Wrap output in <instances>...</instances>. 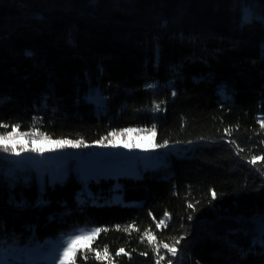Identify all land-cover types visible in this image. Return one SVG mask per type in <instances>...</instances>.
<instances>
[{"label": "trees", "instance_id": "1", "mask_svg": "<svg viewBox=\"0 0 264 264\" xmlns=\"http://www.w3.org/2000/svg\"><path fill=\"white\" fill-rule=\"evenodd\" d=\"M262 124L264 0H0V134L190 145L118 186L0 172V245L97 225L75 264H264Z\"/></svg>", "mask_w": 264, "mask_h": 264}, {"label": "rangeland", "instance_id": "2", "mask_svg": "<svg viewBox=\"0 0 264 264\" xmlns=\"http://www.w3.org/2000/svg\"><path fill=\"white\" fill-rule=\"evenodd\" d=\"M132 130V131H127ZM11 132V131H10ZM20 132V131H19ZM8 133V132H7ZM33 133V132H20ZM106 142L91 144L72 141L76 147H60L53 140L43 135H28L19 139L15 152H4L0 149V172L17 174L25 169L33 170L40 183L54 182L66 176L69 169L76 171L81 179L100 176H113L118 186L120 175L139 176L146 168H154L168 163L170 151L184 153L190 145L179 143L158 144L154 130H140L128 127L115 131ZM6 134V133H3ZM24 148L45 149L43 152L21 151ZM101 145V148L98 147ZM127 145V146H125ZM19 152V155L15 153ZM124 163L117 162L125 158ZM113 158V160H112ZM100 228L97 225L73 226L54 236L45 237L36 244L9 242L0 245V264H60L59 256L67 246L72 235H80L83 231ZM85 243L80 242V245Z\"/></svg>", "mask_w": 264, "mask_h": 264}, {"label": "snow or ice", "instance_id": "3", "mask_svg": "<svg viewBox=\"0 0 264 264\" xmlns=\"http://www.w3.org/2000/svg\"><path fill=\"white\" fill-rule=\"evenodd\" d=\"M3 127H8V125H2ZM262 127H264V124H262ZM19 126H15L13 127L11 132H8L6 134H0V149H2L4 152H8L10 150V146H11V150L15 152V145L17 143H19V139L28 135H37L36 132H33L31 134L29 133H20L18 131ZM127 131H132V130H127ZM112 135H116V133H112ZM48 138L45 137V140H47ZM53 143L57 144L60 147H63L65 145L67 146H72V147H76L77 144H73L72 141H68V140H57L54 141ZM234 143V142H233ZM127 146V145H125ZM45 149H37V148H31V149H27L24 148L23 145H21V151H39V152H43ZM16 155H19V152L15 153ZM264 159V157H256L253 156L252 159L249 161V163L255 164L257 162V160H261ZM213 196H215V193H213ZM188 207H193L191 204L188 205ZM167 216V214H166ZM189 219H191V217H189ZM167 226L166 225V220H160L156 227H160V226ZM131 227V226H130ZM125 231H127L128 229H124ZM102 231L101 228H94L88 231H83L80 235H72L71 238L68 240L67 242V246L63 248V253L62 255L59 256V260H60V264H75V257L77 255V253L81 250H87L90 251V245L93 241V239ZM103 231H107V229H103ZM145 235H150L149 233H145ZM143 239V237H142ZM84 241L85 243H83L81 245V247H77V245H80V242ZM151 242V240H150ZM176 244H179V240H176L174 242L173 245H168V244H162L163 248L167 249V251L172 255V256H176L177 255V249L175 247ZM123 249H120L117 252V255H120L121 252H123ZM144 254V253H142ZM107 255V248H105V256ZM85 259H87L88 257L85 256ZM96 258L99 259L100 258V254L97 253L96 254ZM163 257H159L157 260V264H160V260H162ZM168 264H172V261L169 260Z\"/></svg>", "mask_w": 264, "mask_h": 264}, {"label": "built area", "instance_id": "4", "mask_svg": "<svg viewBox=\"0 0 264 264\" xmlns=\"http://www.w3.org/2000/svg\"><path fill=\"white\" fill-rule=\"evenodd\" d=\"M126 159H127V157H125V158H119V159H117V162L124 163ZM112 160H113V158H112Z\"/></svg>", "mask_w": 264, "mask_h": 264}, {"label": "crops", "instance_id": "5", "mask_svg": "<svg viewBox=\"0 0 264 264\" xmlns=\"http://www.w3.org/2000/svg\"><path fill=\"white\" fill-rule=\"evenodd\" d=\"M98 147H100V148H101V145H100V146H98Z\"/></svg>", "mask_w": 264, "mask_h": 264}]
</instances>
